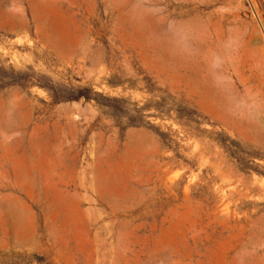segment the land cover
<instances>
[{
    "label": "rangeland",
    "instance_id": "1",
    "mask_svg": "<svg viewBox=\"0 0 264 264\" xmlns=\"http://www.w3.org/2000/svg\"><path fill=\"white\" fill-rule=\"evenodd\" d=\"M0 264H264V0H0Z\"/></svg>",
    "mask_w": 264,
    "mask_h": 264
}]
</instances>
